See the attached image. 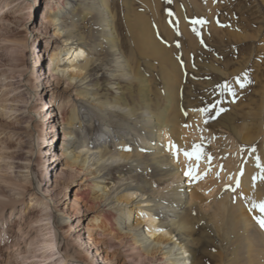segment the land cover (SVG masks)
Listing matches in <instances>:
<instances>
[{"label":"bare ground","instance_id":"1","mask_svg":"<svg viewBox=\"0 0 264 264\" xmlns=\"http://www.w3.org/2000/svg\"><path fill=\"white\" fill-rule=\"evenodd\" d=\"M46 2V12L40 22L47 28L45 31H50L48 36L56 39L58 44H54L52 55L42 65L39 62L34 65L38 54H42L39 47H34L35 60L31 72L27 73L22 66L23 54L30 47L29 40L37 38L39 30L31 27L22 41L5 40L2 36L16 33L14 27L28 29L26 16L31 0H0V52L14 66L7 74H0V121L4 124V127L0 126V249L6 247L10 251L14 264H98L93 260L95 255L90 260L84 256L79 249L82 243L74 245V254L78 258H71L69 252L63 250L69 228L64 220L66 215L56 208L47 190H42L34 173L36 166L41 177H47L48 157L54 148L42 145V142L52 140L54 129L60 128L63 142L52 156L64 158L68 176L64 172L59 174L62 187L66 181L82 176L84 187L74 191L76 212L79 211L76 201L105 207L102 215L99 214L107 223L108 233H103V237L108 239L110 247L125 249L126 263L264 264V229L250 218V214L264 217L256 207L264 201V187L250 185L243 174L239 189L227 195L229 199L210 206L212 215L207 220L198 218L195 202L199 198L195 189H201L203 183L200 179H190L186 185L182 170L185 167L178 164L182 158L174 160L173 154L166 155V143L161 142L170 139L174 131L178 134L181 130L175 124L180 116L176 106L171 105L170 92L166 95V102H169L166 112L174 105L175 108L169 111L170 115L173 112V118L163 119L160 102L165 100L160 92L150 91L149 84L133 75L130 61L137 57L154 61L159 76L172 92L176 82H180L175 61H189L206 51L196 44V37L184 29L183 41L176 45L180 54L173 55L172 48L166 49L154 39L150 23L134 14L136 18L129 24L133 49L126 58L115 35L109 0ZM9 16H12L11 20ZM86 27L88 32L85 33ZM62 49L65 52L59 56ZM107 62L112 67L111 88L117 85L115 89L121 90L120 82H136L143 88L140 86L135 96L128 89L112 98L98 95V89L90 85L91 73ZM42 77L47 83L50 79L65 82L66 93L72 97V100L65 99V104L71 105L69 116L63 115L56 120L53 98L63 101V97L58 93L57 85L49 90L48 96ZM34 100H39L46 108V118L38 120L39 126L34 118L41 117L40 107L30 108ZM94 121L103 131L96 140L88 131ZM173 141L177 147L186 150H191L194 144L183 138ZM201 149L203 152L202 146ZM231 163L228 161L227 165ZM112 165L119 169L123 166L125 170L119 171L118 182L108 188L104 184L111 175ZM25 192H32L30 201L38 207L33 209L35 215L27 222L10 225L17 230V236L11 242L6 237L8 219H4V213L10 208L9 214H12L16 205L23 204ZM60 214L62 218H59ZM100 218L94 222L99 224ZM216 241L223 248L210 252Z\"/></svg>","mask_w":264,"mask_h":264},{"label":"rangeland","instance_id":"2","mask_svg":"<svg viewBox=\"0 0 264 264\" xmlns=\"http://www.w3.org/2000/svg\"><path fill=\"white\" fill-rule=\"evenodd\" d=\"M109 5L114 15L115 35L126 58L130 57L133 49L129 24L135 20L134 14L141 15L150 23V31L154 39L164 48H172L173 55L180 54L176 50V45L183 41L186 31L196 37V44L201 45V50L202 48L206 50L189 61L174 59L179 70L180 82L179 84L176 82L172 92L170 88L167 89L164 80L159 76L156 62L139 57L130 61L134 77L149 84L150 91L158 90L165 100L160 102V107L164 110L163 119L170 116L173 118V112L170 115L169 111L175 108L174 105L180 116V119L175 120L176 126L179 125L181 129L178 134L174 131L170 135L171 138L168 137L170 139L161 141L166 143L164 148L166 152L168 151L166 155L173 154L170 142L174 144L175 138L179 141L183 138L188 143L191 141V143L199 144L204 149L198 172L207 171L206 175L200 179L201 184L203 183L202 188L195 189L199 198L195 202L197 217L207 220L208 216L212 215L209 207L217 206L229 199L227 195L239 189L243 174L246 175L247 183L250 185L253 184L256 188L264 187V0H196L195 2L194 0H109ZM46 7V0H31L28 16H26L28 29L11 26L17 30L16 33L10 32L11 34L2 36L5 40L22 41L25 39L26 31L29 32L31 27L39 30L37 38L32 37L29 40L30 47L23 54L22 66L28 71L27 73L31 72L32 63L35 60L34 47L42 50V54H38L39 58L35 60L34 65H37V62L42 65L52 55L54 44H58L56 39L48 36L50 31H45L47 28L45 29L44 24L40 22ZM8 19L11 20L12 16ZM84 26H86L85 23ZM196 27L200 30L195 31ZM84 30L85 33L88 32L87 27ZM203 43L206 46H202ZM62 50L64 51H60L59 56L64 54L65 49ZM12 67L14 66L8 57L1 53L0 74H7ZM111 69L110 62L102 68L93 69L90 85L98 89L96 92L98 95L112 98L120 91L129 90L135 96L140 86L143 88V85L136 82L127 84L120 81L121 90L115 89L117 85L111 88L113 83L110 78ZM42 83L48 96L49 90L57 85L58 93L63 97V101L60 98L56 100L53 98L56 105L53 109L56 120L59 121L63 115L69 116L71 105L69 103L66 105L65 99L72 100V97L66 93L65 82L50 79L47 83V80H43L42 77ZM169 92L173 100L171 105H174L166 112V103H169L166 102V95ZM74 104L77 103L74 102ZM34 106L40 107L41 117L34 118L39 126L38 120L46 118L44 114L46 108L40 104L39 100L30 103V108ZM221 109L223 111H220ZM2 123L0 121V126L4 127ZM100 126L94 121L91 129H88L93 133V140L98 139L102 134ZM19 133L24 135L21 130ZM62 139L61 129L55 128L54 138L47 140L46 143L42 142V145L53 146L54 150L51 153L53 155L59 151ZM9 146H13V143ZM55 148L58 150L55 151ZM52 155L48 157L49 167L46 178L41 177L36 166L33 168L41 182L42 190H47L56 208L66 215L64 220L69 228L68 235L63 240V250H67L71 258H78L74 254V245L82 243L79 249L88 260L95 255L96 258L93 260L98 264H128L125 262L127 261L125 249L110 247L107 243L108 239L103 237V233H108L107 223L99 217V214L102 215L105 207L101 204L89 206L76 201L79 202V211L76 212V207L73 205L74 191L84 187L83 178L79 176L73 178L74 180L70 179L62 187L63 181L59 174L64 172L68 176L64 158ZM184 157L179 154L173 155L172 159L184 160H179L178 164L185 167L181 169L184 173V183L187 185L191 178L185 175L189 161ZM228 161L232 162L231 165H227ZM119 168L115 165L110 166L111 175L104 184L108 188L118 182L119 171L125 170L123 166H121L122 169ZM244 182L246 183L245 180ZM65 186L66 190H64ZM155 188H161V186H155ZM30 194L32 192H25L24 203L16 205L12 214H9L10 208L5 210L4 219H8L6 237L11 242H14L17 230L14 226L10 228V225L14 222L25 223L35 215L32 212L38 205L30 201ZM248 205L249 203L244 206V209H247ZM132 216L135 218L136 215L132 213ZM254 217L250 214V218L254 219ZM59 218H62L61 214ZM97 218H100L99 224L94 222ZM22 247L24 249L23 245ZM221 248L223 247L216 241L215 247L210 248V252H218ZM8 263L14 264V258L6 247H2L0 264Z\"/></svg>","mask_w":264,"mask_h":264},{"label":"snow or ice","instance_id":"3","mask_svg":"<svg viewBox=\"0 0 264 264\" xmlns=\"http://www.w3.org/2000/svg\"><path fill=\"white\" fill-rule=\"evenodd\" d=\"M225 87H227V85H225ZM229 91H231L230 88H229ZM220 111H223V109H221ZM170 147L173 150V155L178 156L182 152L186 160L189 161L187 171L185 172L186 176H189L193 181H195V180H199L203 178V176L206 175L207 170L203 173L198 172L199 162L203 155L201 145L193 144L191 150H186V149L179 148L175 144H172L170 142ZM209 160H210V157H209ZM256 207H258V209L262 213H264V201H261L258 205H256ZM254 219H256L260 227L264 229V217H254Z\"/></svg>","mask_w":264,"mask_h":264}]
</instances>
